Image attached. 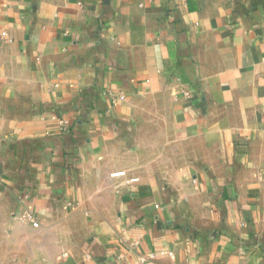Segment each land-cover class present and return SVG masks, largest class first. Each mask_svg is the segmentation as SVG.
<instances>
[{"label": "crops", "instance_id": "obj_1", "mask_svg": "<svg viewBox=\"0 0 264 264\" xmlns=\"http://www.w3.org/2000/svg\"><path fill=\"white\" fill-rule=\"evenodd\" d=\"M0 264H264V0H0Z\"/></svg>", "mask_w": 264, "mask_h": 264}, {"label": "built area", "instance_id": "obj_2", "mask_svg": "<svg viewBox=\"0 0 264 264\" xmlns=\"http://www.w3.org/2000/svg\"><path fill=\"white\" fill-rule=\"evenodd\" d=\"M183 94L186 96V97H191V94L189 93V91H185V92H183ZM67 123L66 122H61V128H62V130H67ZM113 177H115V176H124V173L123 172H120V173H116V174H113L112 175ZM33 216L31 215V214H29L28 215V219L29 220H31V221H33ZM33 226L34 227H38V223H36V222H33Z\"/></svg>", "mask_w": 264, "mask_h": 264}]
</instances>
